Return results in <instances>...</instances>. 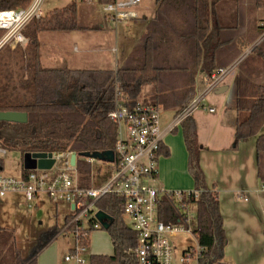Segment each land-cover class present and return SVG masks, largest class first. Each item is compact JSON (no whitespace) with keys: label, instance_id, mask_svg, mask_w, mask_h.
Here are the masks:
<instances>
[{"label":"trees","instance_id":"obj_1","mask_svg":"<svg viewBox=\"0 0 264 264\" xmlns=\"http://www.w3.org/2000/svg\"><path fill=\"white\" fill-rule=\"evenodd\" d=\"M112 1L96 0V3L103 5ZM29 2L0 0V9L24 7ZM249 2L252 5L248 10L264 7V0H154V13L145 32L116 69L42 65L38 33L80 28L75 0L30 20L23 30L28 38L25 49L0 51V111L27 114V121L23 123L0 121V146L17 150L21 155L25 152L70 151L77 157L113 150L116 126L107 114L114 105L115 83L133 101L142 96L145 103L164 108L178 107L177 113L195 96L196 75L202 72L208 77L213 71L228 66L239 57L243 45H251L252 49L239 63L252 64L251 71L264 76V23L252 29L246 27L244 10ZM177 51L178 56L170 59ZM18 58L25 61V78L15 86L6 81L4 71ZM236 113L232 147L256 136L257 173L264 184V82L257 84L246 76L237 79ZM180 125L187 149V168L194 181L193 190L183 193L178 202L162 196L158 218L165 223L177 222L181 216L178 205L188 204L195 213L193 232L202 247L201 260L214 264L222 261L226 244L218 195L205 182L193 117L190 114L184 117ZM160 152L168 155L162 147ZM75 168L80 184L88 186L90 164L77 159ZM27 172L21 171L22 174ZM123 203L121 196L112 193H106L96 201V208L112 218L105 230L113 253L91 254L88 264H139L133 252L137 244L136 232L123 219ZM70 217L67 215L62 225L54 223L39 232L25 256L12 247V232L0 227V264H36L38 253L61 235ZM74 227L72 224L67 229ZM79 242L87 246L89 237Z\"/></svg>","mask_w":264,"mask_h":264},{"label":"crops","instance_id":"obj_2","mask_svg":"<svg viewBox=\"0 0 264 264\" xmlns=\"http://www.w3.org/2000/svg\"><path fill=\"white\" fill-rule=\"evenodd\" d=\"M83 1L96 3V0ZM250 5L251 2L246 3L244 14L247 18L246 27L252 29L255 25L264 23V7L248 10ZM154 8V0L149 8L141 7L140 2L135 7L137 16L124 20L118 28L115 26L112 29L104 14L101 21L91 25L93 29L89 33V30H84L88 27L83 26L74 30L40 31L38 33L40 61L43 66L45 62L57 60H64L66 64L67 54L92 52L95 53L89 61L92 65L81 69H116L124 63L132 47L145 32ZM98 31L104 35L108 33L111 35L109 38L113 39L108 41L107 36L98 35ZM46 32L57 33L59 36L48 39ZM251 49V45H243L241 54L232 63L241 61ZM175 56H178V51L172 53L170 59ZM234 68L237 69L236 74L231 78H228L230 75L228 74L217 88L204 96L203 105L193 109L190 115L196 124L197 142L201 146L199 162L206 185L209 189H215L218 195L226 236L221 263L264 264V184L257 173L256 136L241 140L236 148L232 147L237 120V79L246 76L257 84H262L264 76L262 73L254 74L250 63H239ZM204 83L205 74L200 72L196 75V94L204 87ZM219 87L225 90L217 92ZM158 106L162 133L161 147L168 151V155L160 152L157 159V174L149 179L148 183L165 190L191 191L194 181L187 168V149L182 128L180 123L173 124L178 107ZM262 164L264 169V158ZM22 169L21 165L17 174ZM34 201V205L38 207L37 214L46 213L48 218H54V222L44 230L54 223L62 225L65 217L71 213L70 205L64 202H53L45 196H38ZM66 204L69 211L61 214L62 222L58 223V211L60 208L64 210ZM57 238L41 249L36 257V264H75L72 260L64 259L71 245L68 242L58 243ZM112 253L113 246L107 231L102 228L92 230L89 234V243L83 251L85 264H88V256L91 254Z\"/></svg>","mask_w":264,"mask_h":264},{"label":"built area","instance_id":"obj_3","mask_svg":"<svg viewBox=\"0 0 264 264\" xmlns=\"http://www.w3.org/2000/svg\"><path fill=\"white\" fill-rule=\"evenodd\" d=\"M43 1L30 0L24 7L0 9V51L5 48H24L27 45L28 38L23 30L30 20L44 15L41 10ZM140 1L113 0L103 4L102 10L115 27L117 22L137 16L135 7ZM239 62L237 60L205 77L203 90L174 115L173 124H179L193 109L202 106L204 96L217 88ZM107 117L116 126L112 161L76 155L75 163L71 165L72 152H47L54 159L49 169H32L26 174L20 172L17 175L0 170V197L12 193L22 194L28 206H31V201L36 197L45 196L50 201L70 205V220L60 234L73 238L71 250L64 259L72 260L75 264L86 263L85 258L79 254L87 246L79 241L89 237L92 230L101 228L95 217L98 210L95 203L106 193L124 199L123 215L130 218V227L136 232L137 244L133 252L139 264H207L201 260L202 247L198 245L193 232L195 213L188 204L178 205L181 216L177 222L165 223L158 218V204L162 196L172 197L178 202L183 193L189 192L169 191L148 183L157 174V159L162 145L160 107L143 100L129 99L118 83H115L114 105ZM5 153L6 149L0 146V158ZM60 159H63L62 166H56V161ZM77 159L91 163L92 183L88 186L81 185L77 178ZM94 162L101 163L104 168ZM72 224L75 227L68 230ZM184 234L190 240L194 239L195 244L183 239Z\"/></svg>","mask_w":264,"mask_h":264},{"label":"rangeland","instance_id":"obj_4","mask_svg":"<svg viewBox=\"0 0 264 264\" xmlns=\"http://www.w3.org/2000/svg\"><path fill=\"white\" fill-rule=\"evenodd\" d=\"M71 0H44L42 4V13L45 15L46 13L63 7L66 3H68ZM77 2V14H76V20L78 26L88 27L84 30H89L91 32V25L95 24L97 21H101L103 19V15L105 14L102 10V4L99 3H93L83 0H78ZM141 7H151L152 0H141ZM124 21V20H123ZM123 21H119L116 23V28H118ZM109 22V25L113 28H115L112 23ZM123 24V23H122ZM83 28H81L82 30ZM53 31V30H51ZM57 33L52 32H46L45 35L49 36L48 39L53 38ZM98 35H104L103 33L98 31ZM107 40L110 41L109 35L107 33ZM110 39V40H109ZM26 47V46H25ZM24 48H20L21 50H24ZM15 49V48H14ZM2 49L1 51H3ZM76 53V52H74ZM95 53L92 52H85L82 53L81 51L76 54H67L66 56V64L64 60H57L52 62H45V66L50 67H80L81 68H88V66H91L92 63L89 61ZM98 54V53H96ZM25 61L24 59L18 58L13 63H10L6 67V71H4L5 79L8 81L9 84L17 86L19 84L20 79L25 78ZM237 69H233L229 74L228 78L233 77V74H236ZM259 80V79H258ZM204 88V87H203ZM203 88L200 90L202 91ZM139 100H142L141 98H138ZM206 101V99H205ZM3 160V171L5 173H10L12 175H17L21 165H22V155L17 150H6V153L1 157ZM62 160H57L55 165L56 166H62ZM87 162V161H86ZM89 163V162H88ZM90 164V170H91V163ZM100 168H104V166L101 163H95ZM91 173V171H90ZM78 178V174H77ZM79 180V178H78ZM95 180V176H94ZM96 181H94L95 183ZM92 182H90L91 184ZM169 191H176V190H169ZM183 191V190H182ZM186 191V190H185ZM34 200L31 201V206H28L27 201L23 197L22 194L12 193L7 194L5 196L0 197V227L3 228L6 231H10L13 234V241H12V247H15L19 250L22 256L27 255V253L30 251L31 247L35 244L36 237L38 233L42 230H44L48 225L54 222V218H48L46 213L37 214L38 207L34 205ZM68 206L65 205L64 210L62 208L59 209V217H58V223L62 222V213L68 212ZM123 219L125 223L130 226V218L126 215H123ZM183 239L189 241L191 244H195L194 239L190 238L184 234ZM58 243L66 244L68 242L69 245H73V238L71 236H63L60 235L57 238ZM181 247V246H180ZM2 252L0 253L1 256ZM79 256L84 257L83 253L79 254ZM73 262V261H72Z\"/></svg>","mask_w":264,"mask_h":264},{"label":"water","instance_id":"obj_5","mask_svg":"<svg viewBox=\"0 0 264 264\" xmlns=\"http://www.w3.org/2000/svg\"><path fill=\"white\" fill-rule=\"evenodd\" d=\"M225 90V88L219 87L216 91L221 92ZM0 121H8V122H26L27 114L25 112L18 111H0ZM85 156L93 157L98 160L112 161L113 160V152L112 150L105 151H95L92 153H88ZM76 158V153L71 154L70 164L74 165ZM54 163V159L51 157V153L47 152H25L22 155V167L25 170L32 169H49ZM95 217L100 222L101 227L103 229H107L110 222L111 216L101 210H97L95 213Z\"/></svg>","mask_w":264,"mask_h":264}]
</instances>
